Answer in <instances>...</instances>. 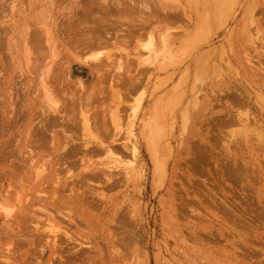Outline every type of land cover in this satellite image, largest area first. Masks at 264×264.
<instances>
[{
	"label": "rangeland",
	"instance_id": "rangeland-1",
	"mask_svg": "<svg viewBox=\"0 0 264 264\" xmlns=\"http://www.w3.org/2000/svg\"><path fill=\"white\" fill-rule=\"evenodd\" d=\"M0 264H264V0H0Z\"/></svg>",
	"mask_w": 264,
	"mask_h": 264
},
{
	"label": "bare ground",
	"instance_id": "bare-ground-1",
	"mask_svg": "<svg viewBox=\"0 0 264 264\" xmlns=\"http://www.w3.org/2000/svg\"><path fill=\"white\" fill-rule=\"evenodd\" d=\"M228 1V0H227ZM90 37H92V36H90ZM95 41V40H94ZM92 42V41H91ZM81 45V44H80ZM93 45V44H92ZM77 46H79V44L77 45ZM90 47V46H89ZM91 62H96V61H91ZM93 63H91V64H93ZM96 65V64H95ZM94 67V66H93ZM95 68V67H94ZM97 68V67H96Z\"/></svg>",
	"mask_w": 264,
	"mask_h": 264
}]
</instances>
